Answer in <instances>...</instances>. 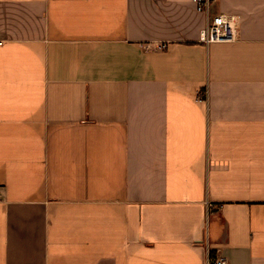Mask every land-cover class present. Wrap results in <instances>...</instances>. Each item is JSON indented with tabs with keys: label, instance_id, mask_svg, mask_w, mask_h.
Segmentation results:
<instances>
[{
	"label": "crops",
	"instance_id": "crops-1",
	"mask_svg": "<svg viewBox=\"0 0 264 264\" xmlns=\"http://www.w3.org/2000/svg\"><path fill=\"white\" fill-rule=\"evenodd\" d=\"M0 0V264H264V0Z\"/></svg>",
	"mask_w": 264,
	"mask_h": 264
},
{
	"label": "built area",
	"instance_id": "built-area-1",
	"mask_svg": "<svg viewBox=\"0 0 264 264\" xmlns=\"http://www.w3.org/2000/svg\"><path fill=\"white\" fill-rule=\"evenodd\" d=\"M216 0H193L197 11L207 16V25L201 32V40L206 44L231 43L238 38V20L235 16L221 14L210 17V8ZM206 264H227L224 258H217L211 255L207 258Z\"/></svg>",
	"mask_w": 264,
	"mask_h": 264
},
{
	"label": "trees",
	"instance_id": "trees-1",
	"mask_svg": "<svg viewBox=\"0 0 264 264\" xmlns=\"http://www.w3.org/2000/svg\"><path fill=\"white\" fill-rule=\"evenodd\" d=\"M211 253V252H210ZM211 255H212V253H211Z\"/></svg>",
	"mask_w": 264,
	"mask_h": 264
}]
</instances>
